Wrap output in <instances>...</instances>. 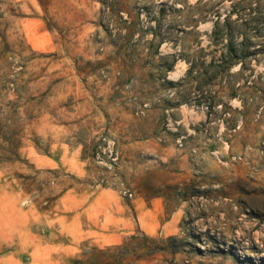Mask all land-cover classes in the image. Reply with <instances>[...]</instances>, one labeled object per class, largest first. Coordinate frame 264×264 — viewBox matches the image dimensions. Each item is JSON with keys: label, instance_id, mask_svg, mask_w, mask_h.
Wrapping results in <instances>:
<instances>
[{"label": "rangeland", "instance_id": "rangeland-1", "mask_svg": "<svg viewBox=\"0 0 264 264\" xmlns=\"http://www.w3.org/2000/svg\"><path fill=\"white\" fill-rule=\"evenodd\" d=\"M0 80V264H264V0H0Z\"/></svg>", "mask_w": 264, "mask_h": 264}, {"label": "trees", "instance_id": "trees-1", "mask_svg": "<svg viewBox=\"0 0 264 264\" xmlns=\"http://www.w3.org/2000/svg\"><path fill=\"white\" fill-rule=\"evenodd\" d=\"M1 79L3 80V78H1ZM2 80H0V83H1ZM4 81L5 80H3V82ZM12 84L14 85V83H12ZM13 85L10 88L12 91H14ZM0 86H1L0 89L3 88L2 85H0ZM7 89H9V88L7 87ZM19 106L20 105H17L16 101H7L6 104H4V105L1 104L0 105V114H2L1 118L9 119L10 123L13 125L15 123L13 121V116H14V114H16V108H18ZM0 137L5 139V137L3 136V133H2L1 130H0Z\"/></svg>", "mask_w": 264, "mask_h": 264}]
</instances>
